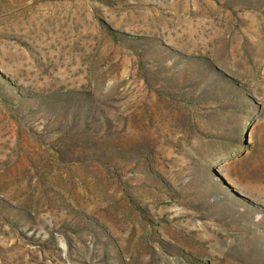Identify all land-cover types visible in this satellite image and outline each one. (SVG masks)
I'll list each match as a JSON object with an SVG mask.
<instances>
[{
  "label": "rangeland",
  "instance_id": "374dc122",
  "mask_svg": "<svg viewBox=\"0 0 264 264\" xmlns=\"http://www.w3.org/2000/svg\"><path fill=\"white\" fill-rule=\"evenodd\" d=\"M0 264H264V0H0Z\"/></svg>",
  "mask_w": 264,
  "mask_h": 264
}]
</instances>
